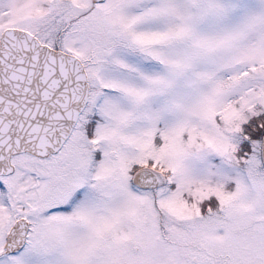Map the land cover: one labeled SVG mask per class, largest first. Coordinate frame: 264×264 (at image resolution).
I'll use <instances>...</instances> for the list:
<instances>
[{
	"label": "snow or ice",
	"instance_id": "6c2138e0",
	"mask_svg": "<svg viewBox=\"0 0 264 264\" xmlns=\"http://www.w3.org/2000/svg\"><path fill=\"white\" fill-rule=\"evenodd\" d=\"M0 264H264V0H0Z\"/></svg>",
	"mask_w": 264,
	"mask_h": 264
}]
</instances>
